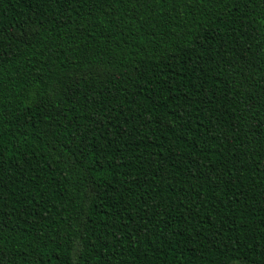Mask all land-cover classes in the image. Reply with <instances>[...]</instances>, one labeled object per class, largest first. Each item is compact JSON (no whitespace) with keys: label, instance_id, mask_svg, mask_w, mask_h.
<instances>
[{"label":"trees","instance_id":"16d2710c","mask_svg":"<svg viewBox=\"0 0 264 264\" xmlns=\"http://www.w3.org/2000/svg\"><path fill=\"white\" fill-rule=\"evenodd\" d=\"M0 264H264V0H0Z\"/></svg>","mask_w":264,"mask_h":264}]
</instances>
